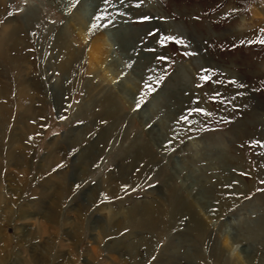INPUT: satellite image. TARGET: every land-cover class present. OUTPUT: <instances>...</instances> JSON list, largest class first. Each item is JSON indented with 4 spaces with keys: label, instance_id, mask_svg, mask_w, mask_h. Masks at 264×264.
<instances>
[{
    "label": "rangeland",
    "instance_id": "374dc122",
    "mask_svg": "<svg viewBox=\"0 0 264 264\" xmlns=\"http://www.w3.org/2000/svg\"><path fill=\"white\" fill-rule=\"evenodd\" d=\"M79 2L74 1L69 12ZM95 2L86 37L70 30L67 48L61 51L68 55L76 51L78 56L65 75L57 67L64 59L57 41L71 13L53 0H0V33L8 21L17 23L24 46L17 63L28 68L36 97L35 119L26 121L35 130L24 139L17 136L22 147L10 164L11 135L22 124L12 71L18 53L0 52V264H264V43L259 42L264 40V0ZM112 18L121 21L122 31L140 30L133 35L136 51L131 61L127 58L130 62L123 59L117 81L104 79L100 84L102 92L115 97L122 115L117 122L111 116L105 119L106 103L94 115L90 113L94 110L77 115L88 81L95 80L94 88L98 78H104L100 68L94 79L89 52L92 40L104 36ZM94 23L100 26L93 28ZM162 36L182 43L162 45ZM114 50L120 55L118 43ZM205 76L210 79H202ZM57 78L67 89L61 105L53 100L51 80ZM129 78H135L139 107L130 108L118 93L121 80ZM150 101L153 108L145 115L153 116L143 126L140 113ZM153 125L160 137L157 144L148 134ZM108 128L106 139L96 146L103 152L92 170L87 164L77 165L83 181L72 187L60 180L47 203L33 209L35 192L44 181L57 172L64 175L81 150L101 140ZM67 135L75 142L61 143L52 162L48 154L52 141ZM136 137L146 144L138 160L136 152L129 151ZM176 161L184 169L179 177L173 173ZM123 165L132 166L128 174L114 182L102 181L109 174L119 176ZM195 180L207 181L209 214L196 207L193 217L191 212L181 215L183 224L173 232L160 222L167 217L159 215L158 207L145 230L127 223V211L137 202L169 204L174 189L192 204L198 187L191 196L186 188ZM93 188L95 198L88 200ZM30 210L34 214L22 218ZM71 211L78 216L67 224L65 216ZM111 215L115 218L109 219ZM192 218L198 227L186 226ZM257 218L262 221L257 223ZM229 233L231 243L226 244ZM125 236L126 243L145 241L138 261L127 248L112 253L114 242Z\"/></svg>",
    "mask_w": 264,
    "mask_h": 264
},
{
    "label": "bare ground",
    "instance_id": "6f19581e",
    "mask_svg": "<svg viewBox=\"0 0 264 264\" xmlns=\"http://www.w3.org/2000/svg\"><path fill=\"white\" fill-rule=\"evenodd\" d=\"M53 1L57 2L65 10V12H69L71 4L74 3V1L76 2V0H53ZM95 1L96 0H80L77 7L72 12H69V14L70 13L71 14L69 15L70 17L68 19V22L64 26V28H62V30L60 31V37H58L57 45L61 46L59 54L62 53L64 55V59L57 67H59L58 69L65 75H68L67 70L70 68L72 61L75 62L78 56H76L77 55L76 51H74L73 54H69V55L65 54L61 51H64L65 48H67L66 47V41L69 39L70 30L78 32V34H80L82 37H86V34L90 31V27H91V22H92L91 13L94 12L95 6L98 5V2H95ZM97 1H99V0H97ZM263 15H264V12H263ZM263 21H264V19H263ZM119 24H121V21L118 22V21L113 19V21L110 23V26L108 25L109 27L107 28V31L104 33V36L101 37V35L100 36L97 35V36H95V38L91 42V48H90L91 50L89 52L90 72L94 73V79H96L98 76V72L101 68L104 71V78L103 79L98 78L99 83L94 88H91V87H92V84L95 82V80H89L88 83L86 84L87 96H86L85 100L83 101V103H81L80 106L78 107V114L77 115L80 117L84 116L82 114L83 111L87 112V111H93L94 110V112H90V113H92V115H94L97 107H100L101 105H104L105 103L107 104V107H108L107 109H104V111L106 112L105 119L107 118V116H111V118H113V121L117 122L118 116L122 117V115H120V113H119V110L117 107L118 105L116 104V102L114 100L115 99L114 95H112L110 93L102 92V90H100V84L104 81V79L108 80L109 82H111V81L114 82V80L117 81L119 74L122 73L121 70H123L122 69V66H124L123 65L124 64L123 59L125 61L130 62L131 57L133 56L134 52L136 51V49H135L136 47L134 44L135 36L133 37V35L139 34L140 30H133L132 28L128 27V28H123V31H122L120 29ZM117 43L119 45L120 55H117L115 50H114V45H117ZM23 47L24 46H23V42L21 40V36L19 33V28L17 27V23L16 22L14 23V20L8 21V23L3 27V29L0 33V52L4 56H6V54L9 55L11 51H16L18 53V56L15 59H13L14 61H13L12 71L15 72V74H13V77L16 80L17 88H18V91H17V97H18L17 119H18V122L22 123L20 125V131L17 132L16 131L17 129H14L12 132V135H11V145L12 146L10 147V150H9L10 164H13V159L16 156V150L19 148L21 149V147H22L21 146L22 144H20L18 142V137H21V139H24L25 135L31 134L35 130V126L28 125L26 123V121L32 117H34V119H35V112L33 109V103H34V99L36 97L35 98L33 97L34 92L32 91V88H31V84L33 82L30 80V73L28 71V68L26 69L23 66L20 67V65L17 63L20 59L23 58V56L19 55L22 52ZM145 58H147V57H145ZM146 60L148 63H150L149 62L150 58H148ZM134 80H135V78H133V79L129 78L127 80H121L122 83H121V85H119V90H118L119 91L118 93L122 97H124L125 101L128 102L130 108H134L138 104L137 101H135V99H134V94H136V89H135V85H134L135 81ZM51 86L54 90V93L52 92L53 93V100L55 101L56 105H61V103H63V99H60L61 96L64 97L67 94L66 93L67 89L63 85V80L60 78H57L55 81L51 80ZM59 101H60V103H59ZM151 102H153V101H150L149 103H147L140 113V116L142 117L143 126H146L149 123V121L151 120L150 117L153 116V115L151 116L150 114H149L150 117L145 115L146 112L147 113L150 112L149 110L151 108H153ZM152 119H154V118H152ZM110 126H111V124H110ZM109 128L107 129V131L104 130V132H102V134L100 135L101 140L96 141L95 143L90 144L81 150L79 155L74 158L73 166L68 168L67 171L64 173V175L59 174L57 172V173L49 176L48 179H46L44 181V183L41 186L42 188L38 189L35 192V194L37 196H36V201L33 203L34 204L33 209H40L41 207L44 206L45 203H47V199L49 198L48 197L49 194H53L56 191H58L56 186L58 183H60L59 182L60 180H62L65 185L67 183H70V185H72V187L74 185H77L79 183V181H80V183H81V181H83V179H82L83 174L80 172L79 168L82 167L83 165L87 164L88 167L87 166L86 167L88 168V171L90 172L92 170V167L94 165H96V162L98 161L99 156H101V153L103 152L100 149H96V146H97V144L102 142V140L106 139V137L108 135V133H106V132H108ZM148 131H149L148 132L149 138H151L154 142L157 140V143H159L160 137H158V135H157V132H158L157 127L155 125H153V127L151 129H149ZM77 137H78V135H77ZM111 137L112 136H110V138ZM61 138L62 137H60V139L58 138V139L52 141L53 143H52L50 150L48 152L51 161H52L53 157L55 158V159H53V161L58 158L59 152L56 150L61 143H62V145L64 142H66V144H68V143L70 144V142L72 143V141H74V140H71V138L68 135L62 139ZM108 140H109V137L107 138L106 141L108 142ZM145 145H146L145 142H143V140H141V138L136 137L130 143V146H129L130 150L129 151H131V152L135 151L136 152V153H134L135 158L138 160V157L140 156L141 150L143 151L145 149ZM141 156H143V153ZM77 165H79L78 169H77ZM131 168H132V166H130V165H126V166L123 165L122 171L119 172V176L114 174V173L109 174L107 177L108 179L107 180L102 179V181L108 182V183L114 182V180L117 179V177H118V179H120V176H123L124 174L125 175L128 174V171H130ZM182 171H184L182 164L176 161V163L174 164V172L173 173L177 175L176 177H179V173H181ZM87 175H89V174H87ZM61 176H63V177H61ZM188 179H189V177L186 176L185 182L183 185L186 184V181H188ZM168 180H170V182H171L170 178ZM206 184H207L206 180L204 183L200 182V184H199V181L197 182L195 180V184L189 185L186 188V192L191 196L194 193V192L193 193H191V192L195 188V186L198 187L199 192L195 193L192 196V204L187 203L184 200V198H181L179 191H177L175 189H174V191H172L173 195L171 196V200H170L169 204L168 203L167 204L162 203V202H160L159 204H155L153 202H148V203H145L142 205L139 202H137L135 204L134 208H131L130 210L127 211V215H126L127 216V218H126L127 223L129 225L137 226L136 228L138 230L139 229L145 230L144 227H148L149 225H152L153 220H154L153 217H154V213H155L154 209H155V207H158L157 209L159 211V215H161L162 218H164V216L167 217L166 221L161 219L160 222L161 223L163 221H164V223L166 222L167 223V229L170 230L171 232H173L174 228H176L178 225L183 224V221L181 219V215L184 216V215L191 212L192 213L191 216L193 217L194 212H192V211L193 210L195 211L196 207L204 215L209 214V209H208L209 207L208 206L210 203H208V201H207V195H210L209 194L210 190L208 188H206V186H205ZM62 188H64V187H62ZM93 189L94 190L89 191V193H91L92 195H90V199H88V200H92L93 198H95V189L96 188H93ZM113 190H114L113 188L112 189L110 188L111 192H113ZM50 191H51V193H50ZM174 193H176V195ZM59 198H61V197H59ZM76 199H78V197H76ZM34 211L35 210H32V211L30 210V211H28V213H24L22 218H27L31 214L33 215ZM184 211H187V212L182 214ZM71 214L74 215V218H71ZM47 216H49V215H47ZM47 216L42 219L43 223L48 220ZM77 216H78V214L75 215V213H73L71 211V213H68L67 216H65L66 217L65 218L66 223L68 224L71 219H73V220L76 219ZM114 218H115V216H113V215H111L109 217V219H114ZM230 219L227 221V225H229V226H231L233 224V221ZM258 219L259 218H257L256 222L258 221ZM261 221H262V219H259V222H261ZM75 222H77V221H75ZM73 223L74 222H72V224ZM191 225L198 227L196 225V219L195 218L194 219L192 218L191 222L186 224V226L189 228L191 227ZM116 226H118V224ZM38 228H40V227H38ZM230 234L231 233H229V235L226 236L227 237L226 238V244L231 243V240L229 237ZM126 237L127 236L123 237L119 241H115L114 245L117 247H115V249H113L111 251H112V253L116 254V253H118L119 248L122 247L121 250L123 248H127L128 252H129L128 255L134 256L135 261H136V259L138 261V257L140 255V245H145V241H143V239H142L141 241H138V243H134L133 241L126 243L125 242ZM63 242H65V241H63ZM171 243H172V241H171ZM67 244H68V242H67ZM149 246L150 245H148V247ZM176 253L177 252H173L171 254H174L173 256H175ZM175 258H176V256H175ZM36 261H38V260H36ZM170 261H173V258H172V260L170 258ZM106 264H107V262H106Z\"/></svg>",
    "mask_w": 264,
    "mask_h": 264
},
{
    "label": "snow or ice",
    "instance_id": "6c2138e0",
    "mask_svg": "<svg viewBox=\"0 0 264 264\" xmlns=\"http://www.w3.org/2000/svg\"><path fill=\"white\" fill-rule=\"evenodd\" d=\"M105 3H108V0H105ZM98 19H100V20H103V16H100V17H98ZM144 19H148L147 17H145ZM100 25H98V24H93L92 25V27L93 28H96V27H99ZM262 31H264V30H262ZM151 34V33H150ZM167 41H176V42H181L182 43V41H179L176 37H174V36H162L161 38H160V43L163 45L165 42H167ZM260 43H264V40H260L259 41ZM161 59H163V57H161ZM204 78H207V79H210V78H208L207 76H205V77H202V79H204ZM232 83H235V81H232ZM241 87H243V85H240ZM145 87L146 88H149L150 90H151V86L150 85H145ZM137 107H139V104L137 105ZM194 111H198V112H205V110L204 109H199V108H196V109H194Z\"/></svg>",
    "mask_w": 264,
    "mask_h": 264
}]
</instances>
